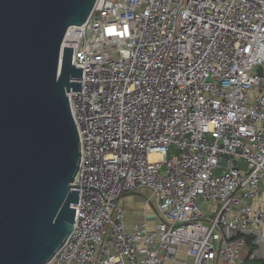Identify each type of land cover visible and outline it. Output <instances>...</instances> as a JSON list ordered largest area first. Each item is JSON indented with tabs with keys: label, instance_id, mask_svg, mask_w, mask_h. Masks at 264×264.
I'll return each instance as SVG.
<instances>
[{
	"label": "built area",
	"instance_id": "built-area-1",
	"mask_svg": "<svg viewBox=\"0 0 264 264\" xmlns=\"http://www.w3.org/2000/svg\"><path fill=\"white\" fill-rule=\"evenodd\" d=\"M80 161L70 234L45 264L264 259V0H96L61 50ZM147 188L158 221L125 230ZM151 202L146 198L145 204Z\"/></svg>",
	"mask_w": 264,
	"mask_h": 264
},
{
	"label": "water",
	"instance_id": "water-1",
	"mask_svg": "<svg viewBox=\"0 0 264 264\" xmlns=\"http://www.w3.org/2000/svg\"><path fill=\"white\" fill-rule=\"evenodd\" d=\"M95 1L0 0V264H45L72 230L82 67L60 47Z\"/></svg>",
	"mask_w": 264,
	"mask_h": 264
},
{
	"label": "crops",
	"instance_id": "crops-1",
	"mask_svg": "<svg viewBox=\"0 0 264 264\" xmlns=\"http://www.w3.org/2000/svg\"><path fill=\"white\" fill-rule=\"evenodd\" d=\"M262 189H264V185H262ZM148 197H150L151 202L145 204V200ZM119 203L125 212V230L130 231L134 223L142 221L147 223L149 231H152L155 228V224L158 221L157 204L153 196H151L149 189L142 188L137 192L125 194L122 196ZM247 244L248 243L246 242V245L240 250L239 255L244 259L245 264H250L247 255L252 249V244H250V247ZM176 256L178 259L176 262L167 261L164 264H190L191 262L190 257L186 256L185 248L183 246L177 248ZM257 264H264V259L258 261Z\"/></svg>",
	"mask_w": 264,
	"mask_h": 264
},
{
	"label": "trees",
	"instance_id": "trees-1",
	"mask_svg": "<svg viewBox=\"0 0 264 264\" xmlns=\"http://www.w3.org/2000/svg\"><path fill=\"white\" fill-rule=\"evenodd\" d=\"M247 243H248L247 245L250 247V244H251L250 240H248ZM251 248H252V245H251Z\"/></svg>",
	"mask_w": 264,
	"mask_h": 264
}]
</instances>
